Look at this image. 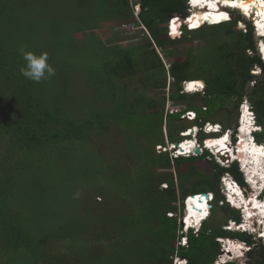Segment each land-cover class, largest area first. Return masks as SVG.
Returning a JSON list of instances; mask_svg holds the SVG:
<instances>
[{
  "label": "trees",
  "instance_id": "trees-1",
  "mask_svg": "<svg viewBox=\"0 0 264 264\" xmlns=\"http://www.w3.org/2000/svg\"><path fill=\"white\" fill-rule=\"evenodd\" d=\"M185 1L138 0L140 4L138 17L156 45L161 47L181 40L191 42L193 39L191 34L195 31L205 35L221 30L224 35L214 49L215 57L209 54L208 57L198 61L197 54L193 55L197 61L193 64L195 67L193 73L196 77L191 79H200L196 81H200L202 87L205 84L204 88L201 87L193 94L179 92L190 79L188 70L192 66L190 60L194 59L190 54L191 47H188L183 60L170 62L167 71L173 82L170 83V92L166 93V75L164 74L162 79L155 76L158 70L164 73L163 60H161L163 58L147 39L142 44L116 47L102 53L101 56L97 54L98 59L95 61L90 60L89 68L92 71L95 68L97 71L96 97H93V100L92 97L89 98V105L88 98H85L82 105L84 115L79 119H72L63 110L61 103L53 98L57 95L53 92L58 86L54 75L39 83L21 75L20 69L26 63L22 52H32L36 55L47 53L48 63L55 69V74L56 66L61 63H73L75 57H79L83 52L76 44L74 50L71 44H62V50L58 54L69 52L72 62L66 58L55 61L53 54L56 53L53 52V48L48 50L50 45L42 46L41 41L51 39L52 43L55 42L53 44L55 47L61 34L68 38L69 36L55 30L52 24L49 28L43 27L42 23L39 26L37 20L42 15L38 3L26 0H0V254L25 255L29 258L30 264H130L132 257L129 256L131 254L128 251L118 249L115 253L111 252L105 256L103 250L120 240V245H123L122 241L133 229L138 230L139 235L136 237L138 243L146 247L141 251L142 264H174L171 257L174 254L184 258L187 264H211L220 249L217 237L234 238L230 240L245 242L250 247L246 254L249 264H264V243L258 242L252 234L228 231L215 224V206L222 212L230 213L232 216L230 219L235 221L236 225H239L236 222L241 221L238 210L225 202L221 205L217 204L218 200L224 199L219 188L220 177L224 173H229L243 190L247 189L236 162L223 167L213 159L210 161L211 169L208 172L190 169L192 179H188V174L178 170L175 182L172 173L159 171V169H179L184 162L200 159L206 153L202 156L171 157L169 153L157 150L156 145L160 147L164 145L162 126L165 125L170 142L180 141L182 137L177 140L175 137L178 134L173 133L177 128L180 131L186 128L177 125L184 110H194L196 120L193 123L202 125L203 121H209L203 116L204 113H212L223 106L228 109L226 105L230 101L236 107L247 92L246 84L255 77L249 71L254 65L260 67L261 76L255 78L257 86L249 91L248 97L250 99L251 94H259V98H255L254 101L250 99L251 103H248L252 109L254 108L264 132V63L257 53L252 25L240 14H232L230 21L223 22L229 18V15L220 4L200 8L204 10L190 9L188 14ZM54 5L55 3L52 6ZM105 9L104 0H100L99 14ZM111 11L112 14L102 17V20L131 14L133 6H130L129 0H115ZM50 12L46 15L48 16ZM221 13L226 14L227 18L222 21L210 20L208 22L211 25L206 24L198 29H189L183 20L185 19L190 27H197L206 22L198 18L224 17ZM175 17L181 22L177 29L172 28L170 24L171 19ZM75 19L81 18L77 15ZM88 26L89 24L85 27ZM137 51H142L139 68L147 73L144 80L151 84L156 91L155 94L146 95L144 92L137 96L129 94L132 89L130 80L137 74V62L134 56ZM116 77L121 81L128 79V82L119 85ZM87 83L89 88L94 87V83ZM191 87L192 82L189 84V91L192 90ZM166 97L172 101H181L182 106L178 107L179 103H177L171 107V110L166 109ZM197 100L203 102L202 106L205 109L196 104ZM137 107L142 109L138 121L136 117H132V112H135ZM145 109H148L149 113L143 112ZM201 118H204L203 121ZM109 123H118L126 129L133 127L137 136L143 137L146 141L145 146H140L138 169H130L126 172L109 169V175L99 176V172L92 179L95 183H103L102 185L127 200L132 207V213H136L137 218L130 219L129 223L124 225L119 213L108 211L100 206L99 202L87 200L84 192L80 197L85 202L82 214L78 216L72 214L64 222L53 226L52 230L43 229L39 223L42 215L35 208L40 203L39 192L35 190V186L40 185L42 174L49 176L52 170L51 162L60 151L52 158L49 154L55 152L57 148H63L66 139L83 142L86 139L85 135L97 127L100 129L99 132L105 133ZM255 134L256 140L262 142L264 133ZM187 180L191 181L190 186L186 188ZM176 182L178 188L175 186ZM161 183L168 185L162 188ZM178 190L188 195L201 192H212L214 195L211 214L202 222L197 235L191 231L187 233L185 247L180 244L175 245V241L181 235L180 219L178 220L176 215H167L168 212L176 213L178 206L175 202L178 200ZM183 198L184 196L179 198L181 211ZM224 217L226 222L229 216ZM141 225L148 230L146 234L139 231L143 227ZM150 233L155 237L148 235ZM152 237L157 245L155 248H150L152 244L148 239ZM53 240H58L61 244L66 243V250L67 242L70 241V250L51 254L48 245ZM166 243L168 246L165 245ZM85 245L88 249L95 250L97 258L95 263L91 262L92 256L88 251L87 255L85 254Z\"/></svg>",
  "mask_w": 264,
  "mask_h": 264
},
{
  "label": "rangeland",
  "instance_id": "rangeland-1",
  "mask_svg": "<svg viewBox=\"0 0 264 264\" xmlns=\"http://www.w3.org/2000/svg\"><path fill=\"white\" fill-rule=\"evenodd\" d=\"M26 1H34L39 4L38 8L41 10V11L39 10L40 15H42V17L39 20H37L39 26L42 23L43 27L49 28L50 25L52 24L55 27V30L61 33H65L69 36L68 38L63 34H61L59 40L56 42L55 47H53V44L55 42L52 43L51 39L41 41L42 46L50 45L48 50L53 48V52L56 53L53 54L55 61L58 62L59 58H66L70 62H72L69 52L58 54L62 50V44L63 45L71 44L72 50H74V45L76 44L78 45V48L83 52L80 53L79 57L77 56L75 57V61H73V63L71 64L61 63L60 65L56 66V74L54 75V80L57 82L58 86L55 88L53 92L54 94L57 95H54L53 98L57 99V101L61 103V105L63 106V110H65V112H67L70 115L69 117H72V119H76V118L79 119V117L81 118V116L84 115V112L82 111L83 100L85 98H88L87 104L89 105L90 103L89 98L92 97L93 100V97H96V92H97L95 90V86H96L95 83L97 82V77L95 74L97 73V71L95 68H93V71L92 69L89 68L91 66L90 60L95 61L96 59H98L96 58L97 54H100L101 56L102 53H106L107 51H110L116 47L124 48L126 46L142 44L147 41L148 38H146V36L148 35L144 32L143 29L140 28V26L137 27L136 31L130 30L129 33L132 34H125L124 29H118L122 22L128 21L131 18H133L131 15L132 13L126 15L124 14L117 15L110 17V19L102 20V17L104 18V16H110L112 14L111 9L115 5V0H104L106 9L103 11V13L100 14L98 12V4H100V0H26ZM136 2L137 0H129V4L130 6H133L135 12L137 10L134 7V4ZM53 3H55L54 7L52 6ZM49 11H51L50 12L51 15L48 14L47 16L46 14ZM232 14H239V13L236 10H232ZM77 15H79V18H81L80 20L75 19V16ZM240 16L243 18L242 15ZM246 17H249L252 20L250 16H246ZM198 19L202 21H210V20L222 21L225 18L221 16H206ZM247 21L249 22V20ZM88 24L89 26L85 27ZM204 26H206V24ZM79 27H84V28H79ZM191 35L193 36L191 42L181 40L177 43L170 44L164 47L157 45L155 50L156 52L159 51L158 55L163 58L161 60H163L162 65L164 67V73H162L161 70L160 71L158 70L156 72L155 76L157 78L162 79V76L164 74L166 75L167 78L169 76L167 69L170 65V62L183 60L186 56V50L188 47H191L190 54L192 56L197 54L196 57L197 59H199L198 61L203 59V57H208L209 54L215 57L216 50L214 49H216V46L219 45V42L221 41V38H223L224 34L221 32V30L220 31L216 30L214 32H209L205 35H200L195 31L192 32ZM253 38L256 44L257 42H259V40H264V39H258L257 36L255 35ZM141 53L142 51H137L135 52L134 55L136 57V62H137V70H136L137 74L135 77H133L130 80L132 89L129 91V94L131 93L133 96L135 95L137 96L143 92L146 95L147 94L152 95L156 93V91H154V88H152L151 84L148 81L144 80L147 73L139 68L142 60ZM249 53H251V51H249ZM196 57H194L193 60H190L192 61V66L188 70V76L190 78L189 79L190 81L200 80V79H191L196 77L193 73L195 71V67L193 64L197 62L195 61ZM249 71L255 77L254 79L249 80V82L246 84L245 89L247 92L243 95L241 101L237 103L236 107H234L233 102L230 101L227 102L226 105L228 109H226L225 106H223L222 108L216 109L212 113L203 114V116L205 118H208L209 121L216 122L221 125L220 132L229 129L227 131L228 141L230 142L231 140V144L233 146L235 145L233 143L234 140L233 133L235 132V128H236L235 117H237L236 114H238V108L240 104L243 103L242 105L243 107L247 105L248 102L251 103V100L254 101L255 98L256 99L259 98V94H251L250 95L251 100H250L248 94L249 91L254 90V88L257 86L255 82V78L261 76V69H259V66L254 65L253 67L249 68ZM116 80L119 83V85H125L128 82V79L121 81L117 77ZM166 81H167V85L165 89L167 93L168 84L170 83L171 78L168 77ZM87 82L94 83L93 84L94 87L89 88V86L86 85L88 84ZM200 84H202L200 81L192 82V87H191L192 90H195L197 86ZM204 85L205 84H203L202 88H204ZM157 93L159 92L157 91ZM191 93L193 94V92ZM177 103H179L178 107L182 106L180 105L182 103L181 101L176 102V101H172L171 99H168L167 97L165 98V108L167 106L173 107ZM196 104L198 106L204 105L203 102L200 100L199 101L197 100ZM92 105L93 104H91V106ZM141 110L142 109H139V107H137V110L135 112L134 111L132 112V117H136L137 121L141 118V114H140ZM148 111H149L148 109H145L143 112L149 113ZM255 117L257 124H260L258 122V118L256 115ZM203 119L201 118V121H203ZM177 125H181L182 127H189L192 126L193 123L186 121L184 119H180V121L177 122ZM99 130L100 129L98 127L96 129L90 130L85 135L86 139L83 142L78 140L73 141L66 139L64 143L62 142L63 148L61 149L57 148L55 152L49 154V157L52 158L56 155L58 151H60L57 153V157H54V160L51 162L52 170L49 176H47V174H42L40 177V183H39L40 185L35 186V190L39 192L38 197L40 202L38 205H36L35 208L40 213V215H42L39 223H41L43 229L50 228L52 230L53 226H56L60 222H64L65 220L70 218L72 214H74L75 216L82 214V212L84 211L83 204L85 202L83 201V198L80 199V197L82 196L81 193L84 192H86L85 198H87V200L99 202L98 204L106 208L108 211L111 210L116 213H119L121 219L123 220L122 223L124 225L128 224L130 219L137 218V214L132 213L131 210L132 207L130 206L127 200L121 198L120 194H117L109 187L102 185L103 183L101 182L95 183L92 177L97 175L99 172H100L99 176L105 177V175L110 174L109 169L111 170L115 169L124 172H126V170L130 171V169L131 170L138 169L137 163L139 161L138 157L140 152V146L141 147L145 146L144 144L146 141L144 140L143 137L139 135L137 136L133 127L126 129L125 127H123L118 123H114V124L109 123L108 130H106L105 133H101L99 132ZM179 131L180 129L177 128L176 132L173 133V134H178L175 137L177 140H179L181 137ZM262 133L264 132L263 131L258 132V134H262ZM195 136L198 142L196 146L200 149L203 141L202 139L206 136V134L201 133L200 131L199 133H196ZM208 136H215V135H208ZM162 137L164 139V145L160 147V145L155 144L156 145L155 147L159 151H164L169 153L167 151L168 148L167 146L170 141L166 135L165 125L162 126ZM207 138L208 137H205L206 140ZM262 140H263L262 142L264 143V139ZM239 143L240 141L238 142V144ZM238 144L234 146L236 157H238V154L239 156H241V153H239ZM236 151L238 153H236ZM203 153H205V155ZM197 155L198 156L204 155V157H201L200 159L196 158L195 160L184 162L179 167V169H174V168L168 170L159 169V171L162 170L164 171V173L167 172L172 173L174 182L176 181V173L178 170L179 172H185V174H188L189 175L188 179L193 178V176L189 173L190 169H193L195 171L202 170L204 172H208L211 169L210 161L214 159V156L210 155L206 150L199 152ZM190 181L191 180H187L185 182L186 188L190 186ZM166 185L168 184L161 183L160 187L163 188ZM175 186L178 188L177 182L175 183ZM251 186L252 189H254L252 184ZM219 188H220V192L223 193L220 185ZM237 188L239 189V187ZM252 189H250L247 186V189L242 190L243 192L241 191L243 193L244 198H248L252 200L249 201L251 204L254 203L255 198L257 199V197H255L254 195L255 192H253ZM186 195L188 194H184L182 193L181 190H178L177 192L178 200L175 202V204L178 206L176 213L171 214L170 212H168L167 215H174V216L176 215L178 220L182 217L183 211L179 209L181 206L179 202L180 200L179 198H182L183 196L185 197ZM222 202L227 203L223 199V201L218 200L217 204L221 205ZM214 211H216L215 224L217 226L220 225L222 228H224V226L228 223L230 217H232L231 214L222 212V210L217 206H215ZM209 212L211 211L209 210ZM227 215L229 216V218L226 222H224V218H225L224 216ZM250 215L251 216L248 218L250 221L248 219H245L244 223H242L240 227L232 225V227L229 228L243 229L241 226L247 223L246 225L250 224L249 225L250 227H253V229L258 231L260 229V226L259 223H256L257 211L251 213ZM139 231L143 232L144 234L148 232L145 226H143ZM181 232L182 231L180 227V231H179V233L181 234L180 236H182ZM251 234L252 237L256 235L254 232H251ZM137 235H139L138 230L132 229L131 232L128 234V236L124 238V241H122L123 245H120L121 242L120 240V242H117L115 245L106 247L103 250V254L105 256H108L111 252L115 253L118 249H122L128 251L131 254L129 255L130 257H132L130 264H142L143 259L141 257V251H143L142 249H145L146 247L138 243V239L136 238ZM148 235L154 236V234L152 233ZM180 236L179 238H177V241H175V245L178 244V240H180L181 238ZM148 240L151 241L152 244V247L150 248H155L157 246L154 243L153 237ZM257 241L261 242V240L259 239ZM60 244L61 242L59 243L58 240H53L48 245V251L51 254H57L60 251L68 252L70 250V245H71L70 241L67 242V246H68L67 250H66V243H62L61 245ZM165 245H167V243ZM74 247L75 246L73 243V248ZM247 249H249V247ZM87 251L92 256L90 259L91 262L95 263L97 259L95 257L96 255V252H94L95 250L94 251L90 250L85 245L84 248L85 254L87 253ZM247 253L248 250L246 251V253H244L245 259L243 260L236 259V262H239V264H249V261L247 260L248 258L246 257ZM1 255L2 254H0V264H30L29 258L25 255H21V254L8 255V256H4V255L1 256ZM175 255L176 254L172 255L171 257L173 260L177 261V259L174 258ZM217 256H218V260L216 259L217 260L216 264H221L219 259L220 260L228 259V257H226L224 249L222 251L220 249V251L217 253Z\"/></svg>",
  "mask_w": 264,
  "mask_h": 264
},
{
  "label": "bare ground",
  "instance_id": "bare-ground-1",
  "mask_svg": "<svg viewBox=\"0 0 264 264\" xmlns=\"http://www.w3.org/2000/svg\"><path fill=\"white\" fill-rule=\"evenodd\" d=\"M189 3L191 9H195V10H204L200 8H204V7L208 8L209 5L212 4L218 5L220 3L221 8L224 6L225 8H228L230 10L232 9V10L241 11V14L244 17L250 16L252 18V21H254V25L257 28L256 33L258 35H264V0H247V1L243 0V4H244L243 7L240 6L230 7L222 3L221 0H199V2L195 4H193L190 0ZM226 11L228 12V10ZM259 48H260V54L264 60V40H259ZM238 117H239L238 123L239 125H241L238 129L239 131L238 135L240 137V143L238 144V148H239V153H241V156H239L238 154V157H236L235 148L231 144V142L228 141L227 131L229 129L223 130V132L217 137L214 138L208 137L204 143L206 148H209L210 151L216 153L217 158L218 157L221 158L220 155L225 156L223 159H219L218 160L219 162L226 163V162H230V160L240 161L241 166L243 168V173L248 178L250 184L253 185L254 189L252 191L255 192L257 188L260 189V187L264 185V143L256 142L251 132L253 131L256 132L257 130H261V129L260 126L257 125V122L255 121L256 120L255 113L254 110L251 109L249 103H247V105L242 107V114L239 110ZM217 130L219 129H215V131ZM190 131L194 132V129H191ZM191 132H188L185 135H190ZM225 137H227V139H225ZM194 142L195 141L190 140L188 138L186 141L182 142L178 147L177 146L176 147L179 148L180 153L186 152V154L188 153L190 154L193 153V148L196 146ZM236 153L238 152L236 151ZM227 177L228 174L223 178L221 182L225 187V190L223 192L226 194L228 198V202L233 204L234 207L236 208H238L237 206L244 208L243 212L246 213L245 215L246 219H248L251 216L250 214L255 212L256 209L260 213V216L263 215L262 213L264 211V205L260 203V201L257 200L256 198L254 199V203L251 204L249 201L252 200L248 198H244L241 190L237 188L238 186L232 183ZM205 201L206 198L202 195L198 197L197 196L193 197V195L190 194V198L186 200V209H185L186 218L184 223H186L187 225H192L193 227H197V228L200 227V221L205 217H207L208 206H206ZM260 216L259 219L261 220L260 222L263 223V230L259 229L258 231H256L255 229H253V227L249 226L250 224L246 225L247 223L243 224L241 227L245 230L256 231L259 236H264V221L262 222V218ZM232 225L240 227L241 224L236 225L233 222L230 227H232ZM224 242L226 243H225V248L223 249L225 251L226 256L227 257L230 256L228 258H231L232 254H234L236 256V259H239L238 255L241 253V250L244 249V253H246L245 250L248 248V246H246L245 243L242 244L239 241L228 240ZM226 260L227 259H221V260L219 259L220 263H223Z\"/></svg>",
  "mask_w": 264,
  "mask_h": 264
},
{
  "label": "clouds",
  "instance_id": "clouds-1",
  "mask_svg": "<svg viewBox=\"0 0 264 264\" xmlns=\"http://www.w3.org/2000/svg\"><path fill=\"white\" fill-rule=\"evenodd\" d=\"M186 2V1H185ZM186 6H187V3H186ZM227 10H228V8H227ZM229 11V18H227L226 20H224L223 22H227V21H230V19H231V17H232V9L231 10H228ZM236 11H238V10H236ZM187 12H188V7H187ZM238 13L240 14V15H242L241 14V11H238ZM189 14V13H188ZM231 16V17H230ZM243 16V15H242ZM187 17V16H186ZM185 17V18H186ZM243 18H246L245 20H249V22H250V24L252 25V28H253V36L255 35V36H257V38L258 39H264V35H258L257 33H256V31H257V28L255 27V25H254V21H252L249 17H244L243 16ZM185 20V19H184ZM223 22H220V23H223ZM220 23H216V24H220ZM205 24H207V23H203L202 25H200V26H195L194 28H192V29H198V28H200L201 26H203V25H205ZM187 25V24H186ZM208 25H211V24H208ZM263 37V38H262ZM255 45H256V49L258 50L257 51V53H258V55L260 56V59H261V61L264 63V60H263V57L261 56V54H260V48H259V42H257V44H256V42H255ZM22 54H23V58H24V60H25V66H23V67H21V69H20V72H21V75H23L25 78H27V79H29V80H31V81H34V82H37V83H39V82H41L42 80H46V79H48V78H50L51 76H53V75H55V69L48 63V54L47 53H42V54H40V55H36V54H34V53H32V52H22ZM259 69H260V67H259ZM167 79V78H166ZM190 80H188V82H189ZM193 81V80H192ZM196 81V80H195ZM166 84H167V81H166ZM186 85H189V84H186ZM185 86V85H184ZM184 86L181 88V89H183L184 88ZM169 87H170V85H169ZM180 89V90H181ZM180 90H179V92H180ZM199 89H195V90H188V91H186V92H180V93H189V94H191V92H196V91H198ZM241 106V105H240ZM240 106H239V108H238V114H239V110H240ZM254 110V109H253ZM185 111V110H184ZM255 112V111H254ZM238 114H236V116L237 117H235L236 118V128H235V132L233 133V136H234V140H233V143L236 145V141H237V133L239 132L238 131V129H237V127H238V119H239V117H238ZM255 115H256V113H255ZM256 118V117H255ZM256 121V120H255ZM205 121H203L202 122V124L204 123ZM210 122V121H209ZM257 122V121H256ZM193 123V122H192ZM211 123V122H210ZM219 124V123H218ZM193 125H195V126H197V124H194L193 123ZM193 125L192 126H189V127H186L185 129H183L182 131H180L179 132V134L181 135V137L184 139H181V140H183V141H178L179 142V145L182 143V142H184V141H186L188 138L190 139V140H193V141H195L194 143H195V145H196V143H198L197 142V139H196V136H195V133L194 132H191V134L190 135H185L186 133H188V132H190V130L191 129H193ZM220 125V124H219ZM257 125H259L260 126V129L261 130H257L256 132H261L262 131V127H261V125L260 124H257ZM221 126V125H220ZM188 128H189V131H188ZM211 132L212 133H210L209 135H218V134H215L214 132L215 131H213V130H211ZM223 132V131H222ZM256 132H251L252 133V135H253V137H254V139H255V141L256 142H259V141H257L256 140V138H255V133ZM201 133H204V130H201ZM206 134V133H205ZM230 136V135H229ZM205 137H210V138H212L213 136H208L207 134H206V136ZM205 137L202 139V140H204L205 139ZM231 141V140H230ZM171 144L173 145V146H171ZM204 145V143H203V141H202V145H201V147H202V150H200V152H202V151H204V150H206V151H208V153L210 154V155H212L213 156V152H211L210 151V149L209 148H206L205 146H203ZM234 145V146H235ZM168 148H167V151L169 152V155H171V156H174V157H178V156H190V155H197V153H188V154H186V152H184V153H180L179 151V148H177L176 147V145L174 144V142H169L168 143V146H167ZM171 152V153H170ZM175 154H176V156H175ZM233 162H236L237 163V165H238V168H239V170H240V172H241V174H242V176H243V179H244V182L246 183V185L250 188V189H252V186H251V184H250V182L248 181V178L245 176V174L243 173V168H242V166H241V162L240 161H238V160H231L230 161V164L231 163H233ZM219 164V163H218ZM220 165V164H219ZM222 166V165H221ZM228 166V165H227ZM223 167H226V166H223ZM229 174V173H228ZM225 175V173L222 175V176H224ZM221 176V177H222ZM221 177H220V182H221ZM230 181L232 182V183H234V184H236L238 187H239V189L242 191L243 189H242V187L238 184V182H236L233 178H231L230 179ZM219 182V183H220ZM222 183V182H221ZM253 190V189H252ZM223 192V191H222ZM243 192V191H242ZM264 185L262 186V187H260V189H256L255 190V197H257V199L260 201V203H262L263 205H264ZM207 194H208V198L206 199V201H205V204H206V206H208L207 207V217H205L204 219H202L201 221H200V227H201V225H202V222L204 221V220H206L208 217H209V215H210V212H209V210H210V208H211V202L213 201V199H214V195H213V193L212 192H206ZM210 194L212 195V196H210ZM223 194V196H224V200L228 203V205L230 206V207H232V208H234V209H236V210H238L239 211V214H240V217H241V221L240 222H236V223H239V225L240 224H242V223H244V221H245V215H246V213L245 212H243V209L244 208H241V207H238V208H236V207H234V205L233 204H231V203H229L228 202V198H227V196H226V194L223 192L222 193ZM193 195V194H192ZM187 196V195H186ZM185 196V197H186ZM185 197L183 198V209H182V211H183V213H182V217L180 218V220H183V217L185 218L186 216H185V209H186V201H185ZM259 197V198H258ZM256 211H257V221H256V223H259V226H260V229L261 230H263V223H261L260 222V219H259V216H260V213L258 212V210L256 209ZM263 215H261L260 217L262 218V222L264 221V211H263V213H262ZM229 220H231V219H229ZM231 221H233V220H231ZM185 222V221H184ZM183 222V223H184ZM235 222V221H234ZM261 223V224H260ZM227 225V224H226ZM225 225V226H226ZM188 227V232H192V230H193V228H195V227H193L192 225H188L187 226ZM200 227L199 228H197L198 230L200 229ZM224 229H226V230H228V231H239V232H245V233H249V234H251V232L252 231H250V230H245V229H239V228H225L224 227ZM197 230V231H198ZM187 232V233H188ZM187 233H186V235H187ZM256 235L254 236L255 237V239L256 240H261V243H264V236H259L258 235V233L257 232H254ZM253 237V238H254ZM220 240H219V239ZM230 239H234V238H228V237H217V241H218V243H219V245H220V249H221V251L223 250V248H225V242L224 241H228V240H230ZM222 240V241H221ZM237 240V239H236ZM239 242H241L242 244H244L245 242H243V241H240V240H238ZM224 244H223V243ZM222 245H224V246H222ZM249 247V246H248ZM249 249H250V247H249ZM249 249H247V250H249ZM247 250H245V252L247 251ZM243 257H244V259H245V254L243 255ZM217 260H218V258H217ZM231 261H236V258L235 259H227L225 262H229L228 264H230L231 263ZM221 264H224V263H221Z\"/></svg>",
  "mask_w": 264,
  "mask_h": 264
},
{
  "label": "built area",
  "instance_id": "built-area-1",
  "mask_svg": "<svg viewBox=\"0 0 264 264\" xmlns=\"http://www.w3.org/2000/svg\"><path fill=\"white\" fill-rule=\"evenodd\" d=\"M189 2H190V0H186L187 7H188V13L190 12V9H191V7H190V3H189ZM219 4H220V3H219ZM220 6H221V5H220ZM134 7H135V9H137V10H136V12H135V10L133 9V11H132V17H133V18H132V20H128V21H124V22H122L118 29H124L125 34H132V33H129L130 30H132V31H136L137 27L140 26V28L143 29L144 32L148 35V36H146V37L152 42L153 47L156 48V47H157L156 43H155L154 40L152 39V37H151L149 31L147 30V28L143 25V23L140 21V19H139V17H138V13H139V10H140V4L138 3V0H137V2L134 4ZM222 8H224V9L227 10V8H225L224 6H223ZM229 14H230V13H229V11H228V15H229ZM183 20H184V19H183ZM184 23L187 24V27H188L189 29H192V28L195 27V26H194V27H190L189 23H187L185 20H184ZM170 24H171L172 28L177 29V28L180 26L181 22H180V19H179V18L175 17V18H172V19H171V23H170ZM157 52H159V51H157ZM255 74H256V73H255ZM168 75H169V73H168ZM168 77L171 78L170 83L173 82V78H172L170 75H169ZM168 77H167V78H168ZM191 82H196V81H189V82H187L186 84H190ZM170 83H169V84H170ZM169 84H168V91H169ZM186 84H185L184 88L180 90V92H186V91L189 90V89H188L189 85H186ZM199 86H200V88H199ZM201 87H202V85H198L196 89H198V88L201 89ZM168 91H167V93H168ZM240 105H241V107H242L243 103H241ZM241 107H240V112H241V114H242V108H241ZM202 108L205 109L204 106H203ZM166 109H170V110H171V107L167 106ZM180 119H184V120H186V121L193 122V121L196 120V112H195L194 110L187 109V110L183 111V112L180 114ZM238 122H239V121H238ZM240 124H241V122H240ZM239 127H240V125H239V123H238V127H237V129H239ZM193 129H194V133H195V134H196V133H199L201 130H204V133H206L207 135H209L210 133H212L211 130L215 131V129H219V130H217L218 132H217V131L214 132L215 134H218V135L213 136V138L219 136V135L222 133V131L220 132L221 126H220L218 123H210L209 121H205L202 125H197V126L193 125ZM195 129H196V130H195ZM188 131H189V128H188ZM238 134H239V132L237 133V141H236V145H237L238 142L240 141V138H239ZM205 141H206V139L203 140V143H204ZM230 142H231V141H230ZM194 144H195V143H194ZM196 144H198V143H196ZM171 146H173V145L171 144ZM203 146H205V143H204ZM200 149L202 150V147H201ZM211 152H212V151H211ZM187 153H188V152H187ZM175 156H176V154H175ZM213 156H214L215 161H216L217 163H219L220 165H222V166H227V165L230 164V162H226V163L219 162L218 160H219L220 158H219V157L217 158V155H216V153H214V152H213ZM218 156H219V155H218ZM220 156H221V155H220ZM230 161H231V160H230ZM225 164H226V165H225ZM227 174H228V173H225V176H227ZM225 176H222V177H221V181L223 180V178H224ZM227 178H229V180H230L232 177L228 174V177H227ZM198 195H200V193L193 194V197H194V196H198ZM210 196H212V195L210 194ZM188 198H190V194L187 195V196L185 197V201H186ZM185 218H186V217H185ZM185 218L183 217V220H180L182 236H180L181 238H180V240L178 241V244H180L181 246H184V247L187 246V237H186L185 233H187V232L189 231V230H188V227H187L188 225H187L186 223H183V222L185 221ZM233 222H234V221L228 220L227 225L224 226V227H225V228H229ZM234 223H235V222H234ZM197 230H198V229H197L196 227L193 228L192 233H194L195 235H197V233H198ZM218 239H219V238H218ZM221 241H222V240H221ZM222 243H223V242H222ZM222 246H224V245H222ZM174 258L177 259V261H176V260H173V263H174V264H187V262H186V260H185L184 258H180V257H178L177 255H175ZM216 262H217V260L215 261V264H216Z\"/></svg>",
  "mask_w": 264,
  "mask_h": 264
},
{
  "label": "snow or ice",
  "instance_id": "snow-or-ice-1",
  "mask_svg": "<svg viewBox=\"0 0 264 264\" xmlns=\"http://www.w3.org/2000/svg\"><path fill=\"white\" fill-rule=\"evenodd\" d=\"M191 2L195 4V3H198L199 0H191ZM221 2L226 5L232 6V7H237V6L243 7L244 6L243 0H221ZM221 15L224 16L225 19L227 18L226 14L221 13ZM225 139H227V137H225Z\"/></svg>",
  "mask_w": 264,
  "mask_h": 264
},
{
  "label": "water",
  "instance_id": "water-1",
  "mask_svg": "<svg viewBox=\"0 0 264 264\" xmlns=\"http://www.w3.org/2000/svg\"><path fill=\"white\" fill-rule=\"evenodd\" d=\"M230 17H231V16H230ZM206 23L209 24L208 21H206ZM235 121H236V118H235ZM190 132H191V131H190ZM174 144H175L176 146H179V142H178V141H175ZM193 152L198 154V153L200 152V149H199L197 146H195V147L193 148ZM224 157H225V156H222V155H221V159H223ZM220 187L222 188V191L225 190V187H224V185H223L221 182H220ZM200 194L203 195L206 199L208 198V194H207L206 192H201Z\"/></svg>",
  "mask_w": 264,
  "mask_h": 264
},
{
  "label": "flooded vegetation",
  "instance_id": "flooded-vegetation-1",
  "mask_svg": "<svg viewBox=\"0 0 264 264\" xmlns=\"http://www.w3.org/2000/svg\"><path fill=\"white\" fill-rule=\"evenodd\" d=\"M246 246H248L247 244H246ZM242 247V246H241ZM243 249V248H242ZM219 251H220V249H219ZM249 251V250H248ZM244 249L243 250H241V253L238 255V258L239 259H244V257H243V255H244ZM227 257V256H226ZM228 257H230V256H228ZM218 258V256L214 259V261H213V263L212 264H215V261H216V259ZM234 258H236V256L234 255V254H232V259H234ZM224 264H228L229 262H223ZM230 264H239V262H236V261H231V263Z\"/></svg>",
  "mask_w": 264,
  "mask_h": 264
},
{
  "label": "crops",
  "instance_id": "crops-1",
  "mask_svg": "<svg viewBox=\"0 0 264 264\" xmlns=\"http://www.w3.org/2000/svg\"><path fill=\"white\" fill-rule=\"evenodd\" d=\"M210 122H211V121H210ZM211 123H216V122H211ZM216 240H217V238H216ZM216 257H217V255H216ZM212 263H213V261H212ZM212 263H211V264H212Z\"/></svg>",
  "mask_w": 264,
  "mask_h": 264
}]
</instances>
